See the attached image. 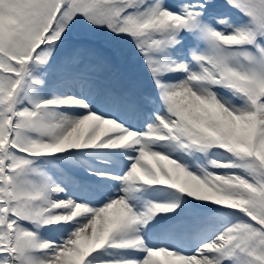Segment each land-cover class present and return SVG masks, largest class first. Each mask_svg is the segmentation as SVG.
I'll return each mask as SVG.
<instances>
[{
  "label": "snow or ice",
  "instance_id": "6c2138e0",
  "mask_svg": "<svg viewBox=\"0 0 264 264\" xmlns=\"http://www.w3.org/2000/svg\"><path fill=\"white\" fill-rule=\"evenodd\" d=\"M0 264H264V0H0Z\"/></svg>",
  "mask_w": 264,
  "mask_h": 264
}]
</instances>
